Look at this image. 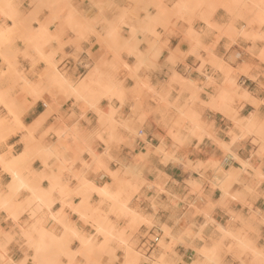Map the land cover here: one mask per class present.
I'll return each instance as SVG.
<instances>
[{
	"label": "crops",
	"instance_id": "obj_1",
	"mask_svg": "<svg viewBox=\"0 0 264 264\" xmlns=\"http://www.w3.org/2000/svg\"><path fill=\"white\" fill-rule=\"evenodd\" d=\"M139 2L152 19L144 10L131 16L132 0H0L21 23L12 30L0 14V43L15 37L8 49L0 45V76L15 65L37 89L0 80V264H87L84 252L96 264H135L124 244H105L98 233L107 219L113 235L143 253L137 264L153 252L168 264H264V0ZM29 29L56 37L43 57L67 83L48 72ZM114 79L121 100L98 99ZM135 79L177 107L198 96L190 109L200 137L183 132L176 144L170 112L159 99L137 98ZM111 110L117 123L142 126L138 135L111 123ZM161 142L170 159L149 149ZM134 162L144 185L127 208L139 216L106 214L117 170ZM122 177L128 192L133 184ZM140 219L152 225L137 226ZM163 228L169 249L143 248Z\"/></svg>",
	"mask_w": 264,
	"mask_h": 264
},
{
	"label": "rangeland",
	"instance_id": "obj_2",
	"mask_svg": "<svg viewBox=\"0 0 264 264\" xmlns=\"http://www.w3.org/2000/svg\"><path fill=\"white\" fill-rule=\"evenodd\" d=\"M132 1L134 2V8L135 9H131V11H130L131 16L136 17L137 12L144 10L146 12L145 18L152 19L153 16H150L147 9L144 8L145 6L140 7V9H138L140 6L139 0H132ZM191 1H193L195 3V5L199 3V0H191ZM185 2L186 1H184L182 4H184ZM105 10H107V9H102L101 7H100V9H98V11H100V12H104ZM157 10L160 11V9H157ZM0 14L4 15L6 17H10L12 19L13 25L10 29L14 30V29L20 28L21 23L17 22L14 19L13 9H0ZM76 26H79V25L76 24ZM5 29H7V28H5ZM10 29H8V30H10ZM39 29H42L43 33L46 30L44 26H40ZM27 33L29 34V37H33V36L35 37V39L29 40L28 42H31L32 48L34 49V51H36L38 54L42 55V57H43L44 46H46L50 41L56 39L55 36H52L50 38H45L44 34H41L38 36L35 34V31H32L30 29ZM45 33H46V31H45ZM19 38H22V37H19ZM14 39H15V37H13L12 39L4 40L2 43H0V45L3 46L4 49H8L10 47L11 43L14 41ZM23 40H25V39H23ZM0 41H2V40H0ZM76 48H77V52L81 51L79 43L77 44ZM115 55H116V53H115ZM136 55L140 56L142 54L137 51ZM89 56L92 57L91 54H89ZM42 59H44L47 63L48 72H52L56 76L65 77V72L57 69V64L54 61L49 62L44 57ZM125 67H127V66H125ZM92 75H93V73H89L84 78V80L79 82V85L81 86L83 83H85V80L91 79ZM12 76H14V78H12ZM4 77H7L8 79H12V81L10 82L11 86L17 85L19 82H23L22 81L23 76H21L20 73L17 71L15 65L9 64L8 73L7 74L2 73L0 76V80L3 79ZM181 81H183V80H181ZM136 86H140V88L143 90V93H141V94L139 93L137 95V98L145 99V98H147V96H149V98H151L152 100L159 99L160 101L163 102L164 108H166V110L168 112H170L171 124L169 126L167 133H168V135H170V137L172 139H174V142L176 144L179 145V144L183 143V141L180 139V134H182L183 132H185L187 136L190 135V136H194L197 138L200 137V134H199V130H200V128H199L200 127L199 116L194 111L191 110L192 108L190 109V107H193L195 105L196 100L198 101V96L191 93V95L188 99L189 104L186 103L182 106L177 107L175 102L171 101L169 99L168 94L156 92L154 90V88L150 87L145 82H143L141 80H136ZM110 89L111 90L108 93L99 94L98 99L104 96V97H108L109 99L111 97H116V98L121 100V97L124 93V90H121L119 88V84L117 83V81L115 79L112 81ZM222 97H228V94H225L224 96L222 95ZM200 103L203 104L202 102H200ZM171 108H173V110H171ZM8 113L10 115L15 116L14 112L11 110H9ZM113 113H114V110H111L109 113V119H110L111 123H113L115 126L120 125L122 127L129 129L133 136L138 135V130L141 129L142 126H139V127L135 126V127L130 128L126 124H124L123 122L117 123L114 120ZM1 119L6 122V118L3 117ZM246 121H248V122L245 126V129L248 128V131H249V127H251V123L249 122L250 119L247 118ZM141 137L144 138V135H142ZM158 147L160 149H162L163 151H161L160 149L158 150ZM158 147L155 148V147H152L151 145H149V149H151L154 154H163L166 156V160L170 159V157L168 156L170 154H169V148L167 147V145L164 142H161V144ZM148 152H150V151H148ZM145 156H143V157H145ZM141 159H142V156H140L138 158V160H141ZM241 164L243 166L248 165L247 163H244V162H241ZM116 173H121L120 174V182L118 184V187H116V189L113 193H110V196H104V198L108 199L112 203V205L110 206V210L106 214H114L118 218L119 217H130L129 216L130 213H131V215H133L131 211H133V212H135V211L130 209V208H127L128 202L136 194L139 193V187L144 185V181L142 179V174L137 170V162H134L132 164H128L122 170V172H121V169H118ZM122 176H125V177L128 176L129 177L128 178L129 181L127 180L125 183L130 182L133 184L132 188L128 192H126V188L124 187V182H123ZM227 179H229V176L226 177V180ZM74 211H76V210L74 209ZM134 216L138 217L139 215L136 214ZM85 218H86V211H85L84 219H82V220L86 221ZM109 223L110 222L108 219H107L106 223L101 222V221L98 223L97 231L99 234H102L104 236V238H105L104 242L109 243V242L115 241V240L119 241V239H117V238L121 237L120 239H123V242L120 240L121 243L126 246V255L132 254L135 257V261H136L135 264H137L138 261L144 257L143 253L137 248L136 243H133L129 237H122V236L118 237L119 235H113L112 230H111L112 227H111V225H109ZM140 223H143L148 227H150L152 225V223L149 220H144V219H140L137 222V226ZM169 235H170L169 231L167 229L163 228V235L161 236V238L158 240V242L156 244L158 249H164V250L169 249L168 247L170 244H166L164 241V239ZM150 238L152 239L153 237H150ZM80 254H82V256L86 258L87 264H96V262H97L96 259L90 257V254H88L87 252L86 253L85 252L80 253ZM144 259L147 260V262L149 264H165V263L168 264V262H166V257L164 254L157 257L155 255V253L153 252L149 258H147V259L144 258Z\"/></svg>",
	"mask_w": 264,
	"mask_h": 264
},
{
	"label": "bare ground",
	"instance_id": "obj_3",
	"mask_svg": "<svg viewBox=\"0 0 264 264\" xmlns=\"http://www.w3.org/2000/svg\"><path fill=\"white\" fill-rule=\"evenodd\" d=\"M7 1V0H6ZM6 1L5 0H2V3H4V4H7L6 3ZM10 3V2H9ZM42 26V25H41ZM38 34V33H37ZM39 35H41V33L39 34ZM38 35V36H39ZM29 41V40H28ZM177 50V49H176ZM175 50V51H176ZM179 51V50H178ZM177 51V52H178ZM174 55V54H173ZM44 77V76H43ZM45 77H46V75H45ZM49 77V76H48ZM53 78H54V76H53ZM56 79L55 80H57L58 82H66V78H64L63 76L62 77H60V76H56L55 77ZM66 79V80H65ZM52 80V79H51ZM22 81H23V84H24V86L25 87H27V89L30 91V92H33V91H35V89H34V87H33V85H34V83L32 82H30L29 80H27V79H23L22 78ZM40 82H41V80H40ZM40 82H39V84H40ZM48 82V81H47ZM53 82V81H52ZM70 82V81H69ZM173 82H174V80L172 79V80H170V84H173ZM51 83V82H50ZM67 83V82H66ZM37 85H38V82L36 83ZM41 85V84H40ZM39 86V85H38ZM71 86V85H70ZM33 87V88H32ZM36 91H37V89H36ZM35 91V92H36ZM245 94L247 95V93L246 92H244L243 93V95H242V98H243V96H245ZM35 98V97H34ZM37 98V97H36ZM247 122L248 121H246V124H247ZM249 122H251V121H249ZM3 125H5V121L4 120H0V127L1 126H3ZM163 148V147H162ZM160 148L158 147V150H159ZM161 151H163L162 149H160ZM19 157H21V155H18L17 157H15V158H12V159H10V161L9 162H7L8 164L9 163H17V160L19 159ZM0 159H2V157H0ZM232 175V174H231ZM100 191H102L101 193H103L104 195H106V194H108V193H110V191H108L107 189H103V190H100ZM108 196H110V195H108ZM130 211V210H129ZM132 212V214H133V216L135 215V212H133V211H131ZM129 215H131V213L129 214ZM109 227V226H108ZM118 237H120V236H118ZM121 238V237H120ZM120 238H117V239H119V242H123V239H120ZM121 240V241H120ZM108 243V242H107ZM107 243H105V244H107ZM256 252V251H255ZM147 261V260H146ZM123 264H133L131 261H124L123 262ZM166 264V263H165Z\"/></svg>",
	"mask_w": 264,
	"mask_h": 264
},
{
	"label": "built area",
	"instance_id": "obj_4",
	"mask_svg": "<svg viewBox=\"0 0 264 264\" xmlns=\"http://www.w3.org/2000/svg\"><path fill=\"white\" fill-rule=\"evenodd\" d=\"M79 64L82 71L87 68V65H84L83 63H79ZM157 242H158V236H154L152 239H150V241L146 245L143 246V248H146V250L149 251L151 248L155 246V244H157Z\"/></svg>",
	"mask_w": 264,
	"mask_h": 264
}]
</instances>
